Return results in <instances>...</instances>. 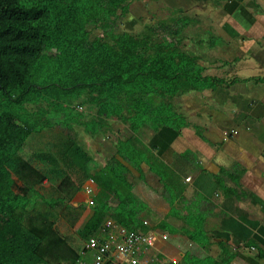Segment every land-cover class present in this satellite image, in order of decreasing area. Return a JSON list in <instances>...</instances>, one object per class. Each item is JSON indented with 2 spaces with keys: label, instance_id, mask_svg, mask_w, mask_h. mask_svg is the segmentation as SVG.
I'll use <instances>...</instances> for the list:
<instances>
[{
  "label": "trees",
  "instance_id": "1",
  "mask_svg": "<svg viewBox=\"0 0 264 264\" xmlns=\"http://www.w3.org/2000/svg\"><path fill=\"white\" fill-rule=\"evenodd\" d=\"M132 1L0 0V264H78L58 219L81 240L97 236L107 218L126 230L145 226L127 211L135 199L129 167L141 176L146 161L143 135L190 126L170 101L221 82L181 50L192 22L182 11L140 34L117 32ZM84 107L94 116L86 120ZM54 129L40 148L30 144ZM82 132L119 137L105 140L104 166L82 145ZM89 179L96 203L81 221L84 205L71 203Z\"/></svg>",
  "mask_w": 264,
  "mask_h": 264
},
{
  "label": "crops",
  "instance_id": "2",
  "mask_svg": "<svg viewBox=\"0 0 264 264\" xmlns=\"http://www.w3.org/2000/svg\"><path fill=\"white\" fill-rule=\"evenodd\" d=\"M134 1V11H145ZM176 2L171 13L185 9L188 18L195 10L187 28L209 21L227 50L211 52L196 41L192 54L204 73L203 63L221 74L205 90L204 122L146 131L141 176L129 167L135 199L127 211L147 224L137 232L158 237L138 264H264V0ZM185 41L191 45L188 35ZM78 264H93L91 254Z\"/></svg>",
  "mask_w": 264,
  "mask_h": 264
},
{
  "label": "rangeland",
  "instance_id": "3",
  "mask_svg": "<svg viewBox=\"0 0 264 264\" xmlns=\"http://www.w3.org/2000/svg\"><path fill=\"white\" fill-rule=\"evenodd\" d=\"M146 1L147 0H142V2H144L143 6L145 8V11H142L143 15H145L144 17H142L143 20L142 19L139 20L140 17L136 16V13H135L134 7H133L134 4L136 3V1H132L131 5H130V12L128 14H126L125 16H123L122 19H120L116 22V26L118 28L117 32H123V31L130 32V30H132L133 34H140L144 30L145 26L154 24L158 21H162V20H165L166 18L171 17V15H172V13L170 11V10H172L171 6H173V7L178 6V3L176 2V0H157V2L155 4H153L152 2L145 3ZM177 1L180 2L179 6H182V7L185 6V5H182L183 0H177ZM182 11L184 14L185 9H183ZM187 11H189V10H187ZM194 12H195V10H192V13L188 12L189 15L187 16L192 21H194V17H195ZM132 15L134 16V18L132 17ZM199 20L201 21V19H199ZM208 22L209 21H206V20L203 21V25H202L201 29H198V31L194 28V25L189 26L185 31H183L185 36L186 35L189 36L191 45H189L188 43H185L186 41H184L182 44L183 47H181L182 51H184L185 53H189V54H191L192 52L197 53L195 51L196 48L198 47V46H196L197 40H200L203 43H205L207 50H210L211 52L214 51V52L220 54V53L225 52L227 50L226 47L224 45H222L221 38H219L220 36L218 34L216 36V34H215L216 32L214 33V30L210 31V29L207 26H205L208 24ZM93 34L94 35H101V31L99 29H97L93 32ZM218 45L219 46L221 45V47H219ZM210 51H208L206 53L207 57H208V55H210ZM199 61H201V60H197V62H199ZM203 65L208 68V72H206L204 74L205 76L209 75L212 77L213 76L214 77H220V75H221L220 73L212 72V71H210L208 65H206L204 63H203ZM170 102L173 103L174 110L176 111V113L182 114L185 117V119H186L185 122L188 121L191 124H200L201 120H202V122H204L200 109H201V107L206 106V105H203V103L208 104L210 102V93H209V91H204L201 93L190 92V93H187L185 95L175 97ZM79 103H80V101L73 103L72 107H78ZM39 106H41V105H39ZM42 107H45V105L43 104ZM36 109L37 108H34L33 111ZM83 112L85 113L84 115H85V118L87 120L86 116L89 115L90 117H93L95 110L92 109L91 107H84ZM116 124L114 125L115 130H117V128L119 127L120 128L119 133L121 134V136L122 135H125V136L130 135V131H128L127 126L121 125L119 123H116ZM46 132H48L50 135L47 134ZM59 132L60 131L58 129H54V130H50V131L45 130L42 133V136H43L42 138L35 137V139L32 140L30 144L36 149L38 147L40 148V146H38V139H42V142H45V141L51 140L50 136L55 137ZM147 134L148 133L146 132L143 135V137L146 138ZM81 138H82V145H84L85 149L86 150L89 149V150H91V152H94L93 154H94V158L96 159V162L99 163L100 166H103L105 161L102 157L107 155L106 154V146L109 145L108 143L114 144L116 139L119 137L114 133L108 132L106 135L99 134L98 137L94 138V137H90L87 134L82 132ZM121 139H124V138L121 137ZM105 140H107L108 143ZM140 145H142V144H140ZM32 150L35 151V149H32ZM30 153H32V151L26 149L24 158L30 159V157H31ZM145 164H146V161H145ZM89 199H90V195L89 194L84 195L83 192L81 191L78 195L75 196V198L73 199L71 204L74 207H76L77 205L84 204V202H88ZM80 212H81L80 213L81 218H80V216H79V218L82 219V221L85 219H88L91 216L90 213H92V212H89L85 206H84L83 210H81ZM56 227L58 228V230L60 231V233L63 236L67 237V240L69 241L68 242L69 248L72 249V247H73L74 250L77 253H79L81 251V244L78 243L76 238H75V240H73L71 237H69V236H71V234H73V231H72L73 229L69 228L68 224L65 223V220L63 218L57 220Z\"/></svg>",
  "mask_w": 264,
  "mask_h": 264
},
{
  "label": "built area",
  "instance_id": "4",
  "mask_svg": "<svg viewBox=\"0 0 264 264\" xmlns=\"http://www.w3.org/2000/svg\"><path fill=\"white\" fill-rule=\"evenodd\" d=\"M85 192L86 194L91 195L92 186L90 184L85 186ZM88 204H94V200L91 196ZM110 226L112 225L107 223V231L111 230ZM163 239H165V237H163ZM109 240L110 241L106 245L102 246L101 249H98V253L95 257V264H102L103 259H107V254L114 258L109 261V264H138V257L142 254L145 255L147 250L153 247L156 241L155 237L151 234H140L138 232L124 230L123 228H118L117 236L114 238L110 236ZM111 246H114L115 252L110 251ZM89 247L95 249L96 242L91 240L89 242ZM115 256L120 257L118 263H116Z\"/></svg>",
  "mask_w": 264,
  "mask_h": 264
},
{
  "label": "clouds",
  "instance_id": "5",
  "mask_svg": "<svg viewBox=\"0 0 264 264\" xmlns=\"http://www.w3.org/2000/svg\"><path fill=\"white\" fill-rule=\"evenodd\" d=\"M144 145H146V144H144ZM146 148H147V146H146ZM87 184H90L91 186H92V193H91V197L93 198V200H94V204L93 205H89L88 204V202H84V206L87 208V210L90 212L91 211V208L95 205V195H96V193H97V190H96V188H95V186H94V182L91 180V179H89V180H87L85 183H84V186H83V190H82V192H83V194L84 195H86V192H85V186H87ZM81 221H82V219H80ZM83 221H85V220H83ZM80 223V222H79ZM79 223H77V224H79ZM107 223H110V225H112V226H110V228H111V230L110 231H107L106 230V226H107ZM146 223V222H145ZM147 225V224H146ZM118 228H121L120 226H118V224H116L115 223V221L112 219V218H107L105 221H104V223H103V225L101 226V229H100V231H99V233H98V235L97 236H90L89 238H85L84 240H81V239H79L78 237H75L74 236V234H71V236H69V237H71L73 240H75V238H76V240L78 241V243H80L82 246H81V251L79 252V255H81V254H84V253H89V254H91V257H92V262H93V264H95V257H96V255H97V253H98V249H101V247L102 246H104V245H106L110 240H109V237L111 236V237H115V236H117V232H118ZM124 229V228H123ZM124 230H126V229H124ZM73 231V230H72ZM127 231H131V230H127ZM131 232H137V231H131ZM138 233H140V234H149V233H143V232H138ZM151 235H153V234H151ZM154 237H155V243L157 242V240H158V237L156 236V235H153ZM163 237L164 236H160V238L161 239H163ZM166 239V238H165ZM91 240H93V241H95L96 242V248L94 249V248H90L89 247V242L91 241ZM155 243H154V245H155ZM116 244V243H115ZM151 248H153V247H151ZM89 251V252H88ZM92 251V252H91ZM110 251H112V252H115L114 251V246H111L110 247ZM116 258V263H118V259L120 260V257H117V256H115ZM114 259V258H113ZM109 261H110V259L107 257V259L105 260V258L103 259V262H102V264H109Z\"/></svg>",
  "mask_w": 264,
  "mask_h": 264
}]
</instances>
